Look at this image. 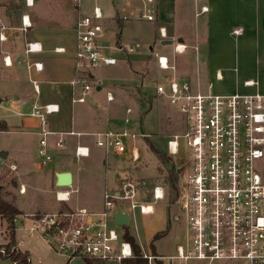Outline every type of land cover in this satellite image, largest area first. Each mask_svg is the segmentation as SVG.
Returning a JSON list of instances; mask_svg holds the SVG:
<instances>
[{"label":"crops","instance_id":"0c3cea01","mask_svg":"<svg viewBox=\"0 0 264 264\" xmlns=\"http://www.w3.org/2000/svg\"><path fill=\"white\" fill-rule=\"evenodd\" d=\"M94 6L103 11L101 44L105 52L111 55L118 52L127 57L125 63L132 68L134 78L132 82L107 80L80 103L75 98L80 96L81 87L72 84L79 74L76 26ZM143 14L153 19L148 20ZM24 17L30 22L26 28ZM178 42L187 46L184 53H175ZM29 43H37L41 49L27 51ZM130 47L132 52L127 51ZM157 55L167 56L175 66L176 70L170 71L169 76L188 79L202 92L264 95V0H33V5H28L26 0H0V120L8 125V130L0 131V135L9 136L7 143L3 146L0 143V178L2 167L6 166L25 189L18 192L14 203L20 211L35 212L45 206L43 199L52 200L57 191L71 190L58 186L57 175L62 172L72 174L71 187L76 192L71 194L69 204L73 209L84 207L96 213L105 209V192L117 190L124 179L132 177V169L113 165L110 155L130 157V152L107 153L96 145L95 134L123 130L120 128L128 116V108L122 118V105L127 104L133 107L132 113H138L133 89L140 82L133 68L148 62L149 66L159 69L161 81L165 73L158 66ZM35 63L41 64V69H36ZM97 70L93 76L100 78ZM245 81L256 84L246 86ZM107 91L114 93V101L107 100ZM48 104L57 105L58 110L43 125L32 111L35 105ZM42 128L51 132L47 136V149L52 161L46 164L42 157V162L37 157ZM79 145L89 147V156L76 158L75 149ZM56 154L65 161L55 162ZM80 160H87L85 165L93 172L90 180H85L82 169L76 167ZM102 163L106 167L103 180L99 171ZM12 166L16 169L12 170ZM83 185L88 187L83 192L90 201L87 205L79 197L73 199L82 193ZM160 185L165 188V199L170 201L169 188ZM21 196H32L36 202L30 209H21L18 206L23 204ZM20 216L24 218L23 223L25 219L30 223L26 227L29 237L35 236L37 233L29 230L33 219ZM18 231H15L16 249L24 253L19 246ZM4 240L1 245L7 242ZM28 250L26 253L30 256ZM81 258L68 259L66 264ZM29 261L33 264L30 257ZM0 264L16 263L0 254Z\"/></svg>","mask_w":264,"mask_h":264},{"label":"built area","instance_id":"2783aa9c","mask_svg":"<svg viewBox=\"0 0 264 264\" xmlns=\"http://www.w3.org/2000/svg\"><path fill=\"white\" fill-rule=\"evenodd\" d=\"M26 3L33 5V0ZM103 17L102 9L94 6L76 26L79 74L72 84L81 87V94L75 102H85L95 87L104 84L103 79L93 76L95 70L118 63L101 44ZM142 17L153 19L151 15ZM23 24L24 28L30 24L26 17ZM161 34L165 35L164 29ZM186 48L178 42L174 51L180 54ZM36 49H41L37 43L28 44L27 51ZM127 51L132 52L133 48ZM157 60L165 74L155 84V94L180 115L184 125L181 132L169 136L166 155L177 156L184 147V165L177 170L178 175L184 174V181L174 201L179 208L174 219L184 222L185 239L177 246L176 253L168 255L140 246L142 257L146 264H186L189 260L208 264H264V172L260 168L264 159V95L202 92L188 79L168 75L176 68L167 56L157 55ZM34 67L41 69L42 65L35 63ZM244 84L256 83L245 81ZM107 100H115L111 91H107ZM57 110V105H35L32 115L45 125L49 115ZM131 113L132 109L128 108L126 124L132 120ZM50 133L46 128L40 131L38 153L44 164L52 161L47 149ZM95 136L98 147L107 153L130 152L135 163L141 159L137 141L149 137L128 128ZM62 145L60 140L58 146ZM89 153L88 146L79 145L75 149L76 158L87 157ZM74 192L58 191L56 197L59 201H68ZM165 197L164 186L156 184L149 190L144 181L129 177L117 190L105 192L103 211L96 213L79 208L75 212L47 214L34 218L29 230L41 235L55 253L68 259L87 257L107 264H122L134 257V251L132 244L111 226V221L118 226L114 217L117 208L129 214V225L132 213L138 210L141 214H153L154 204ZM0 253H5L1 244Z\"/></svg>","mask_w":264,"mask_h":264},{"label":"rangeland","instance_id":"374dc122","mask_svg":"<svg viewBox=\"0 0 264 264\" xmlns=\"http://www.w3.org/2000/svg\"><path fill=\"white\" fill-rule=\"evenodd\" d=\"M82 9V13H83ZM151 44H153L151 42ZM158 46L155 47L157 49ZM112 55L118 59L117 65L112 66H100L97 70V74L104 83L108 81L117 82L119 80H131L134 78L133 70L129 65H126L125 58L123 54L115 52ZM135 77L140 82V85L136 83L137 86L134 87L133 91L136 95L134 97L137 101L138 113H132V122L127 125L123 121V126L120 129L128 128L130 130L143 132L148 134L149 137L138 140L137 145L140 148L141 159L138 162H133L128 155L124 157H114L110 155L113 165H120L124 167H130V175L135 178L142 180L146 183L149 190L153 188L156 184H163L169 188L170 201L167 199L157 202L155 205L156 212L153 214H141L138 210L132 213L131 223L126 227L129 233L134 236L138 243H140L147 251H153V246H155L159 254H174L176 253V248L178 245L182 244L185 239V224L183 221L175 222V215L178 214V205L174 203L177 197L178 189L180 184L184 181V174L178 175L177 170L179 167L184 165L185 161V151L184 147L181 149V153L177 156H168L167 153V140L170 135L174 133L181 132L184 129L183 122L180 115L174 112V110L167 104L164 99L158 98L155 94V84L162 77L161 72L156 66H149L148 62L141 64V67L133 68ZM114 94V93H113ZM105 106V105H102ZM118 106V105H116ZM121 117L125 118L126 109L133 108L129 105H122L121 107ZM134 111V109H133ZM8 135H0V143H7ZM39 161L42 162L40 155H37ZM163 157V158H162ZM164 158L168 161H164ZM55 162L65 161L60 155H54ZM71 161V160H67ZM78 162L76 167H80L83 171L85 180H90L89 176L93 174L90 167L86 166L87 160ZM93 163L89 160V164ZM47 167V165H44ZM100 168L101 179H104L106 167L102 163ZM260 168L264 172V159L260 162ZM44 169V168H43ZM3 174L0 178V198L4 201L9 202L14 205L18 200V192L20 193V186L17 182L15 174L8 169L6 166L2 167ZM173 173L177 177V191H174L169 183V175ZM76 186V184H75ZM72 187H67V189ZM87 185H83L81 192L73 196V199L79 197L83 199L84 204H89L90 201L87 200L83 195V192L87 189ZM62 191V190H60ZM58 192V191H57ZM52 200L43 199L42 202L45 204L42 209H38L35 212L27 213L21 211V214L25 218H41L47 214L54 213H68L75 212L79 208H72L69 201H59L56 197ZM83 195V196H82ZM56 199V200H55ZM21 209H30V206L36 201L32 196H21ZM15 206V205H14ZM17 207V206H15ZM84 208V207H83ZM91 212L89 209H87ZM20 214V215H21ZM18 216V223H16L19 229L18 233L20 236V249L26 253L29 249L30 258L33 264H66L68 258L64 255L55 253L51 247L45 242V240L39 236V234L29 237L26 227L30 223L25 219L24 223L23 217ZM170 218L172 222L170 223ZM173 219L175 221H173ZM111 226L114 227L118 234L124 237L126 229L124 227L115 226L114 221H111ZM164 232V233H163ZM162 235L160 238H156V235ZM6 232H5V222L0 217V244L5 242ZM156 252V253H157ZM2 256V255H1ZM95 264H107L105 262L93 259ZM11 263V262H10ZM71 264H86L83 258L76 259ZM179 264H185L184 262H179ZM186 264H208L204 261L189 260ZM223 264V263H219Z\"/></svg>","mask_w":264,"mask_h":264},{"label":"trees","instance_id":"16d2710c","mask_svg":"<svg viewBox=\"0 0 264 264\" xmlns=\"http://www.w3.org/2000/svg\"><path fill=\"white\" fill-rule=\"evenodd\" d=\"M8 125L5 121L0 120V131H7ZM163 158V157H162ZM164 161H168L164 158ZM177 177L173 175L171 172L169 175V183L174 191H177ZM21 214V211L15 207L14 205L10 204L7 201H4L0 198V216L6 221V240L7 242L1 247L5 249V253H0L4 257L14 261L16 264H30L29 255L28 253H23L16 249V238H15V231H16V220L17 217ZM125 226L126 232L124 233V238L128 240L133 247L134 257L125 259L122 264H146V260L141 255V247L137 243L134 236H132L128 229ZM160 235H156V238H159ZM153 251L156 252L155 246H153ZM87 264H95L93 259L84 258Z\"/></svg>","mask_w":264,"mask_h":264},{"label":"water","instance_id":"95a60500","mask_svg":"<svg viewBox=\"0 0 264 264\" xmlns=\"http://www.w3.org/2000/svg\"><path fill=\"white\" fill-rule=\"evenodd\" d=\"M171 42V41H168ZM2 157H6V153L1 154ZM57 184L59 187H69L73 184L72 174L70 172H62L57 175ZM117 212L114 214L115 222L120 227H125L129 223V214L127 212H122L118 207Z\"/></svg>","mask_w":264,"mask_h":264},{"label":"bare ground","instance_id":"6f19581e","mask_svg":"<svg viewBox=\"0 0 264 264\" xmlns=\"http://www.w3.org/2000/svg\"><path fill=\"white\" fill-rule=\"evenodd\" d=\"M63 195H61V197H62Z\"/></svg>","mask_w":264,"mask_h":264}]
</instances>
